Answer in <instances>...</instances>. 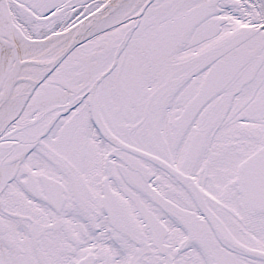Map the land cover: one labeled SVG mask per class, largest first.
<instances>
[{
	"label": "snow or ice",
	"instance_id": "6c2138e0",
	"mask_svg": "<svg viewBox=\"0 0 264 264\" xmlns=\"http://www.w3.org/2000/svg\"><path fill=\"white\" fill-rule=\"evenodd\" d=\"M0 264H264V0H0Z\"/></svg>",
	"mask_w": 264,
	"mask_h": 264
}]
</instances>
